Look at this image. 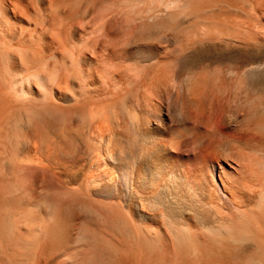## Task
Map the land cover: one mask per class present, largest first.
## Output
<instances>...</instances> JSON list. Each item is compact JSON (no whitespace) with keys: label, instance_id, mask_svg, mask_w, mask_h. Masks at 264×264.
<instances>
[{"label":"bare ground","instance_id":"bare-ground-1","mask_svg":"<svg viewBox=\"0 0 264 264\" xmlns=\"http://www.w3.org/2000/svg\"><path fill=\"white\" fill-rule=\"evenodd\" d=\"M224 1L0 0V264H264V98L188 64L264 45Z\"/></svg>","mask_w":264,"mask_h":264},{"label":"rangeland","instance_id":"rangeland-1","mask_svg":"<svg viewBox=\"0 0 264 264\" xmlns=\"http://www.w3.org/2000/svg\"><path fill=\"white\" fill-rule=\"evenodd\" d=\"M232 1L233 0H231V1L225 0L223 2L225 4L224 6L222 4V7H221V4H219L215 8L209 9L207 11L206 14H207V17H209V21L211 22V25L213 27L216 26L219 29H226L227 28L226 25H229V26L231 25L234 28L238 26L236 30H241L240 28L243 26H242V24L240 26V23H238L239 21L237 20V17L239 18L241 16V18L239 20L243 19L245 21V19L247 17H249L248 15L251 14L255 17V19H253V16H250L253 19V21L256 20V21H254V22H256V24H254L255 26L253 27V28H255V30L252 29V31L254 30L253 33L255 34L256 31H257V33H258V31L259 32L263 31L262 33L260 32V34H258V35L264 36V29L260 30L261 27L264 28V26H263L264 25V16H263V19H262L263 21H262L261 20L262 12H259V10H260L259 6L261 7V5L258 4L259 6L257 7L256 6L257 4H256L255 5L256 7L255 6L252 7L255 3H257L255 0H252V1H250V0H243V1L238 0L239 2L236 0V4L234 2L231 3ZM247 1H248V3H249V1H250V3L253 2L252 5H249L248 3H246ZM227 3H228V5H227ZM232 6H234V7L232 8ZM235 6L236 7H242V10L240 11L239 8H238L239 9L238 10ZM250 8L252 9L251 11H253V12L249 11ZM256 8L258 9V11L256 10ZM227 9H229V10H227ZM261 9L264 12V5H263V8H261ZM236 10L239 11V13L237 15H235L238 12V11L236 12ZM243 10H245V11H243ZM246 11H248L249 13ZM254 11H256V13ZM222 12H223V14H222ZM224 13H225V15H224ZM228 13H230L229 14L230 17L228 16ZM254 13L260 15V23H258L259 22V20H258L259 16L258 15L255 16ZM242 14H245V15L243 16ZM225 17H226V19H225ZM242 17H244L245 19ZM235 20H236V22H235ZM243 20H241L240 22L242 23ZM257 20H258V22H257ZM236 24H238V25H236ZM240 42H241L240 40H237L236 51L234 52L232 57L229 59H227L226 56H224V54H222V53L219 54V51L216 48L209 47V48H206L205 50H203L202 52L198 53L196 56H194L188 62V64L191 68L195 69V68H198V65H201V64H210L213 66L216 63H226V62L230 61L233 65H236V67L238 66L237 67L238 69L240 68V70L245 71L246 74H244V76H243V78L245 80V85L248 84L249 88L252 86L250 88L252 93H254L255 95H258V96H262V98H264V45H262V44L261 45H255L254 41H251L250 45L245 47V45H243L242 42L241 43ZM253 44H254V46H252ZM263 44H264V42H263ZM241 46H242V48H241ZM257 46H259V47H257ZM262 46H263V49H260V48H262ZM240 51H242V52H240ZM244 80H242V81H244Z\"/></svg>","mask_w":264,"mask_h":264}]
</instances>
